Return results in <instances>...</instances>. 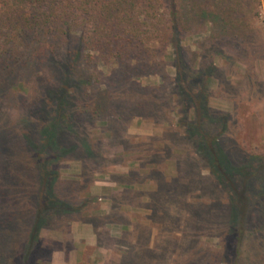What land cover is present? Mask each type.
<instances>
[{"label":"trees","instance_id":"obj_1","mask_svg":"<svg viewBox=\"0 0 264 264\" xmlns=\"http://www.w3.org/2000/svg\"><path fill=\"white\" fill-rule=\"evenodd\" d=\"M255 3L256 0H0V104L12 108L18 104L29 106L36 100L40 102L42 93L46 96L38 108L41 118L37 121L17 123L18 126L8 117H0V168L4 172L6 167L17 168L19 161L13 153L17 150L26 158L27 153L33 156L29 168L35 176L29 185L34 201L25 211L15 208L21 197L18 189L27 185L25 177L0 179V264H32L47 221L80 213L82 206L93 199L82 195L84 200L78 205L63 193L69 181L60 178L58 162L76 150V144L66 142L73 130V118L79 114L83 118L100 116L110 104H117L114 84L121 83L119 88L125 89L124 82L132 84L133 77L148 72L159 77L158 84L147 90L131 89L127 96L135 95L138 104L124 107L123 113L128 116L132 110L141 109L147 112L158 106L157 102L170 104L171 94L176 92L183 108L190 111L188 119L182 121L186 136L227 196L224 247L232 255V264H238L241 241L250 233L249 221L261 223L256 234L264 232V161L262 156L251 155L236 162L220 140L229 114L215 113L209 105L208 81L215 67L212 63H198L196 57L191 64L192 52L184 48V42L198 38L196 44L201 46L202 41L218 40L243 52L252 48L262 51L264 40L251 21ZM168 51L170 62L166 58ZM167 61L175 71L173 86L165 72ZM98 64L107 67L110 72L106 77L113 79V84L107 82L100 93L105 75ZM43 70L55 82L49 84L46 77L39 78ZM30 79L33 85L28 83ZM90 84L96 88L89 93L88 105L76 104L73 111L74 97ZM19 88L24 93L16 91ZM82 145L90 149L88 142ZM28 219L19 249L14 247L18 237L15 233H20Z\"/></svg>","mask_w":264,"mask_h":264},{"label":"rangeland","instance_id":"obj_2","mask_svg":"<svg viewBox=\"0 0 264 264\" xmlns=\"http://www.w3.org/2000/svg\"><path fill=\"white\" fill-rule=\"evenodd\" d=\"M251 21L264 40V0H256ZM197 39H187L184 48L192 52L191 64L196 57L198 63L215 67L208 81L209 105L215 113L229 114L220 140L236 162L251 155L262 156L264 161V48L243 52L218 40H201L198 46ZM169 53L166 58L170 62ZM168 61L165 72L173 86L175 71ZM98 69L105 75L100 93L113 79L106 77L110 72L107 67L98 64ZM43 77L49 84L55 82L47 70L39 73V78ZM132 81L124 82L125 89L119 88L121 83L114 84L117 104H110L100 116H74L66 142L76 144V150L58 162L60 178L69 181L63 193L78 205L84 200L82 195L93 199L80 213L47 221L31 256L32 264H232V255L224 247L227 196L186 136L182 121L190 111L183 108L175 92L170 104L157 102L158 106L147 112L132 110L124 115V107L137 103L135 95L127 96L129 91L147 90L158 84L159 77L148 72ZM137 82L140 85L136 86ZM94 86H84L76 94L73 111L76 104L88 105ZM16 91L24 93L20 88ZM45 97L42 93L40 102L29 106L12 108L1 103L0 117H8L14 124L37 121ZM83 142H88V151ZM13 153L19 161L17 168L6 167V172L0 168V179L25 177L27 185L18 189L21 197L18 195L20 202L15 206L25 211L34 201L29 189L35 180L29 168L33 156L27 153L26 158L17 150ZM28 222L20 233L16 231L19 243L14 247L22 246ZM260 224L249 221L250 233L241 241L238 264H264V232L256 234Z\"/></svg>","mask_w":264,"mask_h":264}]
</instances>
